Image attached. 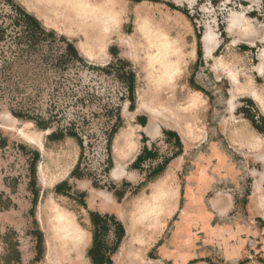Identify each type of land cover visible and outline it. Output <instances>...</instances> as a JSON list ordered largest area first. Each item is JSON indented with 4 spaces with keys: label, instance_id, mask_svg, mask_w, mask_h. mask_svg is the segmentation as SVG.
Wrapping results in <instances>:
<instances>
[{
    "label": "rangeland",
    "instance_id": "rangeland-1",
    "mask_svg": "<svg viewBox=\"0 0 264 264\" xmlns=\"http://www.w3.org/2000/svg\"><path fill=\"white\" fill-rule=\"evenodd\" d=\"M263 53L264 0H0V264H47L46 239L56 264H91L87 212L131 228L132 242L125 232L122 243L131 246L124 258L115 250L113 264L162 262L156 247L175 226L191 162L210 142L249 173L242 195L223 187L235 204L225 215L242 220L250 240L226 263L264 264L254 191L264 189V139L252 129L263 133L264 118L247 97L258 95L264 112ZM151 114L157 136L144 131ZM66 181L70 198L54 193ZM98 196L109 198L104 210ZM61 212L74 221V243L57 240ZM101 233L108 255L117 232Z\"/></svg>",
    "mask_w": 264,
    "mask_h": 264
},
{
    "label": "flooded vegetation",
    "instance_id": "flooded-vegetation-1",
    "mask_svg": "<svg viewBox=\"0 0 264 264\" xmlns=\"http://www.w3.org/2000/svg\"><path fill=\"white\" fill-rule=\"evenodd\" d=\"M239 172V166L215 142L191 162L175 226L161 248L166 264H212L214 257L224 258L221 264H227L234 256H241L250 241L247 227L232 214L221 216L208 205L216 179L232 184L231 174Z\"/></svg>",
    "mask_w": 264,
    "mask_h": 264
},
{
    "label": "crops",
    "instance_id": "crops-1",
    "mask_svg": "<svg viewBox=\"0 0 264 264\" xmlns=\"http://www.w3.org/2000/svg\"><path fill=\"white\" fill-rule=\"evenodd\" d=\"M263 75H264V69H263V73H262ZM248 97V99L253 103V104H255L256 105V107L258 108V110H259V114L262 116V118H264V112L261 110V108L257 105V103L251 98V95H248L247 96ZM252 129L257 133V135H259L260 137H263V139H264V132L262 133V131H259L258 130V128H256V127H252ZM170 132L171 133H176L177 135H178V133L177 132H174L173 130H170ZM158 134H156V136H157ZM179 142L181 143V145H182V147H183V143L179 140ZM228 143V147H229V149H231L232 150V153H233V155L235 156V158L240 162V164L242 163V165L243 164H245L244 162H243V160L241 159V158H239V156H238V154H237V151L238 150H235L233 147H236L235 146V144H230V142H227ZM246 158H247V156H245ZM233 160V159H232ZM247 160H248V158H247ZM233 162H234V160H233ZM184 164V163H183ZM244 166V165H243ZM239 168H240V166H239ZM244 170H245V167L243 168ZM240 172L239 173H237V174H231V178H232V180H234V182L229 186V184H227L228 182H226V181H224V179L223 178H220V179H216V182H215V185H216V187L213 189V191L211 192V194H210V197H209V199H208V205H209V207H210V209L211 210H213V211H215V212H217V214H219V215H221V216H224L227 212H229V211H231L233 208H234V201H233V198L232 197H230V195H227L228 193H226V191H227V189H224L223 187H225V188H227V185H228V187L229 188H231V190H235L234 192H235V194L236 195H242V191L243 190H245V188L248 190L249 188H248V177H249V173H244L243 171H241V170H239ZM243 172V173H242ZM242 174H244V176H242ZM263 176H264V173L262 174ZM261 175V176H262ZM261 176H258L259 177V180L258 181H260V179H261ZM67 182V181H66ZM68 183V182H67ZM234 183H236V184H234ZM59 183H57L56 185H58ZM227 184V185H226ZM56 185H55V187H56ZM221 185V187L222 188H220V187H218V186H220ZM55 187H54V193H55ZM254 187V186H253ZM220 188V189H219ZM236 191L238 192V193H236ZM230 192V191H229ZM182 193V190L180 191V194ZM226 193V194H225ZM56 194V193H55ZM251 194H252V192H251ZM57 195H59V194H57ZM59 196H63V195H59ZM63 197H67V198H70V196L69 195H67V196H63ZM248 198V197H247ZM179 203H180V201H179ZM250 204V200L248 199V202H247V200H246V203L245 204H242L241 205V207H243L242 208V210L244 209L245 211H246V213H247V216H248V213H249V211H248V205ZM36 207H37V205H35L34 206V208H33V210H34V217H35V210H36ZM82 208H84L83 206H82ZM108 207H105V209H107ZM100 209H101V206H100ZM108 209H111V208H108ZM101 210H104V209H101ZM89 213L90 212H87V215H88V220H89V223H90V225H91V229H90V245L92 246V231H93V227H92V223H91V219H90V216H89ZM97 214H99L98 212H96ZM100 215V214H99ZM250 215V214H249ZM103 216V215H102ZM112 217H114L115 219H116V221L121 225V227H122V229H123V231H124V235L122 236V238L121 239H119V241H118V245H117V249H116V253L118 252V250H119V248H120V246L122 245V243H123V241H124V239H125V230H124V226L122 225V223L115 217V215L113 214L112 215ZM237 216H234L233 218L234 219H237L236 218ZM251 217H253V219H255V218H259V219H262L261 218V216H259V214L258 215H255V216H251ZM110 224V223H109ZM113 230H115V227L113 226ZM263 234V233H262ZM264 235V234H263ZM112 242L113 243H116V237H115V234H113L112 235ZM162 244H163V240L157 245V247H156V250H155V252H156V255H157V257L159 258V260H161L162 262H160V261H158V260H156L155 262H156V264H166V258H165V256H163L162 255V252H161V248H162ZM91 246H90V248H91ZM89 248V249H90ZM89 249H88V251H89ZM87 254V258L89 259V261H90V263L92 264V262H91V260H90V258L88 257V252L86 253ZM114 253H111V255H107V256H109V259H110V261H111V264H113V260H112V255H113ZM151 261V260H150ZM198 264H208V263H204V262H200V263H198Z\"/></svg>",
    "mask_w": 264,
    "mask_h": 264
},
{
    "label": "bare ground",
    "instance_id": "bare-ground-1",
    "mask_svg": "<svg viewBox=\"0 0 264 264\" xmlns=\"http://www.w3.org/2000/svg\"><path fill=\"white\" fill-rule=\"evenodd\" d=\"M205 40H206V42H205L206 43L205 44L206 45V49H207V51H209V48H208L209 38L207 36H205ZM120 44L122 45V48L123 49L124 48L125 49H129L130 46H131V44H132V42L129 39L128 40H122ZM124 55H128V54L127 53L126 54L124 53ZM262 57H264V53L262 54ZM141 93H142V91L138 92V95L136 96L137 101H138V106L136 107V111L137 112L140 111V108L142 107V105L144 103V99L142 98V94ZM253 94L254 95H252V96H253L254 100L257 103L263 105L261 103V100H260L259 96L256 95L255 93H253ZM157 112H158V110H157ZM164 113L167 114V112H164ZM154 120H155L154 119V116H153V114H151L149 116V123H150V125L146 129H144V131L148 135H154V134H156V129H155L156 127L153 125ZM23 135H24V137L26 139H28L30 141L32 140V138L30 136L26 135L25 133H23ZM114 148H116V145H114ZM60 171H61V169H60ZM120 172H121V168L117 164L116 168L114 169L113 174L114 175H117ZM61 175L62 174H60L59 176L61 177ZM60 177H58L57 179H59ZM263 190L264 189L259 188L258 185L255 186V188H254V191L256 193V196H255L256 203L258 204V207L259 208H262V209H264V191ZM98 197L100 198V201H101V207L106 206L109 203V198L108 197H106V196H104V197L103 196H98ZM253 210H254V208L252 207V205H249V212L251 214H253V212H254ZM53 225H54V232H56L58 234L57 240L60 241L61 244L63 242H68V241H71V243H74L77 240V237H76L77 230H76L74 221H73V219L70 218V215L67 214L66 212H61V213L57 214L56 217H55V220H53ZM125 227H126V225H125ZM125 232L128 235V237H129V240H128L129 243H131L132 242V231H131V228L129 226H127ZM45 243H46V246L48 247V250H47L46 255H45V261H46V263L47 264H56L54 262L52 256H51V254H50L51 247H50V244L47 241V239H46V242ZM128 246L130 247L131 245H126V244L123 245L122 244L120 246V248L118 250V256H117L118 259L119 258H124L125 252H126V249H127Z\"/></svg>",
    "mask_w": 264,
    "mask_h": 264
},
{
    "label": "trees",
    "instance_id": "trees-1",
    "mask_svg": "<svg viewBox=\"0 0 264 264\" xmlns=\"http://www.w3.org/2000/svg\"><path fill=\"white\" fill-rule=\"evenodd\" d=\"M133 1H135V2H142V1L156 2V0H133ZM21 13L20 14L22 15V17L29 21V23H30L29 28H31V29L32 28H39L41 30L40 24L35 18H33L32 16L28 15L25 12H21ZM182 13L187 16L186 13H184V12H182ZM199 54L200 53L198 50V55ZM117 128L118 127L113 128L111 130V134L108 138V146L110 145L112 137L116 133ZM69 136L72 138H76L79 147L82 148V142H81L80 138H77V136L75 134H69ZM61 137L62 136H58V139H61ZM81 157H82V154L80 155V159H81ZM36 158H37V154H34L33 161H35ZM78 169H79V163H77L76 167L74 168L72 175L77 174ZM33 171H34V164H32V168H31V172H33ZM66 185H67V182H61L58 185H56L55 193L59 194V195L67 196L68 194H66L65 192L62 191V189ZM35 198H36V193L34 192L32 202H34ZM33 205H35V203ZM82 206L84 207L83 204H82ZM89 216H90L92 227H93V231H92V241L93 242H92L91 248L88 251V257L90 258L92 264H111L109 256H107L105 254V250L103 247V234L101 232H105L109 226L115 227V230L117 232L116 243H114L112 250L109 252V255H111V253H114L115 250L117 249L118 241L124 235V231H123L121 225L112 216H107V215L101 216L99 214L92 213V212L89 213ZM40 242H41V234L38 233L37 234V243L39 244Z\"/></svg>",
    "mask_w": 264,
    "mask_h": 264
}]
</instances>
